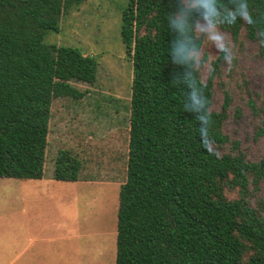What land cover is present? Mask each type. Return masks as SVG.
Returning <instances> with one entry per match:
<instances>
[{"label": "trees", "instance_id": "16d2710c", "mask_svg": "<svg viewBox=\"0 0 264 264\" xmlns=\"http://www.w3.org/2000/svg\"><path fill=\"white\" fill-rule=\"evenodd\" d=\"M83 1L0 0V9L17 22L57 31L64 12ZM241 4L251 22L240 15ZM125 13L133 82L116 264H264V204L257 197L264 156L249 158L225 132L228 90L221 109L213 107L225 53L207 80L196 61L204 42L200 22L235 40L244 33L264 52V0H132ZM94 69L81 50L46 44L43 35L26 37L15 52L0 34V177L44 176L52 98L68 89L55 78L91 77ZM247 104L260 118L255 135L264 138V105L252 96ZM64 155L55 178L78 181L80 164L75 171Z\"/></svg>", "mask_w": 264, "mask_h": 264}, {"label": "rangeland", "instance_id": "374dc122", "mask_svg": "<svg viewBox=\"0 0 264 264\" xmlns=\"http://www.w3.org/2000/svg\"><path fill=\"white\" fill-rule=\"evenodd\" d=\"M131 1L85 0L64 12L57 31L17 22L0 9V34L9 38L13 51L21 49L26 37L43 35L46 44L79 49L95 63L91 77L55 78L68 89L52 98L43 178H0V264H21L17 255L24 248L22 260L46 254L47 264H60L64 254L68 259L70 246L72 264H116L133 82V44L124 43L122 24ZM198 33L204 42L196 61L204 80L225 53L214 79L213 104L220 110L225 91L231 93L225 132L240 140L249 158L264 156V138L255 135L260 118L247 104L252 96L264 105V52L244 33L235 40L209 22H200ZM60 152L73 159L74 170L80 164L78 181L55 178ZM257 197L264 204V180ZM45 227L50 241H41ZM64 232H73L74 238L61 240Z\"/></svg>", "mask_w": 264, "mask_h": 264}, {"label": "crops", "instance_id": "0c3cea01", "mask_svg": "<svg viewBox=\"0 0 264 264\" xmlns=\"http://www.w3.org/2000/svg\"><path fill=\"white\" fill-rule=\"evenodd\" d=\"M0 178H2V177H0ZM6 178H8V177H6ZM42 178H37V179H42ZM34 179H36V178H34ZM44 181H47V180L45 179ZM60 181H63V180H60ZM66 182H75V181H66ZM42 230H43L42 231L43 235L41 237V241H50V240L53 239L50 236V230L47 227L43 228ZM59 237L61 238V240L71 241V239L74 238V233L73 232H68V233L67 232H64ZM25 251H26V248H24L17 255V261L20 260L21 261V264H45V263L47 264V258H45L46 257V254H40V256H39L38 259H28V260L24 259V260H22L24 258V257L22 258V256H23V254H24ZM65 251H66V248L63 249L62 252H65ZM68 252H69L68 259H67L66 255L64 254V257L62 256L61 259H60V264H67V260H68L69 264H72V262H71L72 247L71 246L69 247Z\"/></svg>", "mask_w": 264, "mask_h": 264}, {"label": "clouds", "instance_id": "9594fccd", "mask_svg": "<svg viewBox=\"0 0 264 264\" xmlns=\"http://www.w3.org/2000/svg\"><path fill=\"white\" fill-rule=\"evenodd\" d=\"M205 7H209L210 8V5H208L207 3H205ZM240 8H241L240 15L242 17H244L245 19H248L249 22H251V19L247 16L246 5L241 4ZM201 119L203 120V118H201ZM200 134H201V137H202V144L206 146L207 145V141H206V129L202 128Z\"/></svg>", "mask_w": 264, "mask_h": 264}]
</instances>
